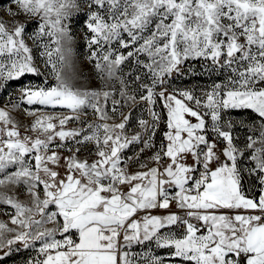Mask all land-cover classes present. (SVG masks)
Returning a JSON list of instances; mask_svg holds the SVG:
<instances>
[{
    "label": "snow or ice",
    "instance_id": "snow-or-ice-1",
    "mask_svg": "<svg viewBox=\"0 0 264 264\" xmlns=\"http://www.w3.org/2000/svg\"><path fill=\"white\" fill-rule=\"evenodd\" d=\"M12 3L0 86L43 75L38 59L56 83L0 107V187L30 197L0 192V250L39 242L29 264H264V0ZM82 11L99 89L77 83ZM195 63L211 87H172ZM21 103L53 111L24 109L22 134ZM151 245L170 258L133 251Z\"/></svg>",
    "mask_w": 264,
    "mask_h": 264
},
{
    "label": "rangeland",
    "instance_id": "rangeland-1",
    "mask_svg": "<svg viewBox=\"0 0 264 264\" xmlns=\"http://www.w3.org/2000/svg\"><path fill=\"white\" fill-rule=\"evenodd\" d=\"M10 7H15L12 3V0H0V17H3L5 20L9 19V17L6 15V9ZM70 27L75 41L74 60L76 63V67L78 68L80 73L77 83L78 85H90L92 89H99L102 82L97 77L95 69L93 68L92 63L89 61L90 50L87 47V36L90 35V33L86 28V13L82 11L81 13H78L76 16H74L72 18ZM34 30L35 22L33 21L28 25V35L30 36ZM28 43L29 46L34 47L31 40H28ZM37 63L40 65L43 75L26 73L24 76L20 77L17 80L3 82L2 86H0V107L8 104V106L11 108L12 102H16L19 99V91L25 86L49 87L55 85V79L43 67L42 60L38 59ZM199 68V63H195L193 65L192 72L185 71L184 75H174L172 77V80L170 81L171 86L180 89L194 90L197 95H202L203 91L209 89L212 85V81L216 80L217 77H210L207 74L200 72ZM37 107H39L41 112L53 111L52 109H47L43 106L26 105L23 103L19 105L18 109L14 110L13 114L15 118L23 124V127L21 128L22 134L24 133V129L30 125L33 119V117L27 116L24 113V109L35 110ZM54 111L62 112L65 110L55 109ZM161 111H163V109H161ZM133 115L137 116L138 112L133 113ZM241 115V113H233L229 118L237 119L240 118ZM68 126L75 127L77 125L70 123ZM133 130L134 129H130L129 131L131 132ZM163 130L164 128L163 126H161V132ZM29 135L34 134L29 133ZM160 139L161 137L158 133L157 143L160 142ZM138 147V145H134L132 148L126 151V155H134ZM64 154L66 155L67 153ZM142 158H146V156ZM133 170H136L135 167L133 168ZM59 171L63 175L64 169L60 168ZM0 192H8L10 195L16 196V198L21 200L22 202L30 203V197L23 186H19L12 190L0 187ZM11 211L12 209H10L8 206L0 205V221L6 223L9 222L8 214L11 213ZM9 226L14 227L10 224ZM49 227H51V225H49ZM39 246V242H37L36 247L34 248H24L23 246L16 244L13 245L11 249L5 248L3 250H0V264H29V262L37 256V249Z\"/></svg>",
    "mask_w": 264,
    "mask_h": 264
},
{
    "label": "built area",
    "instance_id": "built-area-1",
    "mask_svg": "<svg viewBox=\"0 0 264 264\" xmlns=\"http://www.w3.org/2000/svg\"><path fill=\"white\" fill-rule=\"evenodd\" d=\"M133 251H136V252H139V253L148 252L151 255H155L156 247L154 245H151V246H148V247L137 246V247H134Z\"/></svg>",
    "mask_w": 264,
    "mask_h": 264
},
{
    "label": "crops",
    "instance_id": "crops-1",
    "mask_svg": "<svg viewBox=\"0 0 264 264\" xmlns=\"http://www.w3.org/2000/svg\"><path fill=\"white\" fill-rule=\"evenodd\" d=\"M248 183H249V181H245V184H248ZM172 210H174V211L176 210L175 205H173ZM155 255H159L162 259H165V260H168L170 258L169 251L164 250V249L156 248Z\"/></svg>",
    "mask_w": 264,
    "mask_h": 264
}]
</instances>
